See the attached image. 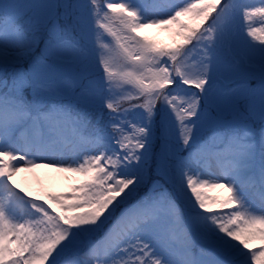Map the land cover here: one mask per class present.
Masks as SVG:
<instances>
[{
  "label": "snow or ice",
  "instance_id": "snow-or-ice-1",
  "mask_svg": "<svg viewBox=\"0 0 264 264\" xmlns=\"http://www.w3.org/2000/svg\"><path fill=\"white\" fill-rule=\"evenodd\" d=\"M0 264H264V0H0Z\"/></svg>",
  "mask_w": 264,
  "mask_h": 264
},
{
  "label": "rangeland",
  "instance_id": "rangeland-1",
  "mask_svg": "<svg viewBox=\"0 0 264 264\" xmlns=\"http://www.w3.org/2000/svg\"><path fill=\"white\" fill-rule=\"evenodd\" d=\"M145 34L151 36L152 38L162 40V41H166V34L160 29H149L146 31ZM54 175H56V174H54ZM37 179L46 180V174L41 172V173H38L36 177H31V176L28 177V181L30 183H32L34 186L36 184ZM56 190H63V189H62V187H57ZM209 195L224 197L227 194L222 189H217L216 191L210 190Z\"/></svg>",
  "mask_w": 264,
  "mask_h": 264
},
{
  "label": "bare ground",
  "instance_id": "bare-ground-1",
  "mask_svg": "<svg viewBox=\"0 0 264 264\" xmlns=\"http://www.w3.org/2000/svg\"><path fill=\"white\" fill-rule=\"evenodd\" d=\"M213 191H216V190H213Z\"/></svg>",
  "mask_w": 264,
  "mask_h": 264
}]
</instances>
